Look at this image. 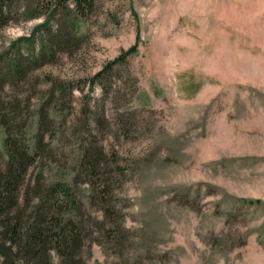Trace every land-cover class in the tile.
I'll return each mask as SVG.
<instances>
[{
	"label": "rangeland",
	"instance_id": "374dc122",
	"mask_svg": "<svg viewBox=\"0 0 264 264\" xmlns=\"http://www.w3.org/2000/svg\"><path fill=\"white\" fill-rule=\"evenodd\" d=\"M45 15L2 27L0 51ZM79 33L34 71L31 133L50 86L42 78L74 83L71 101L49 104L44 140L57 160L46 175L101 220L74 169L91 144L112 175L122 171L113 191L123 242L93 232L87 264H264V0H96Z\"/></svg>",
	"mask_w": 264,
	"mask_h": 264
},
{
	"label": "trees",
	"instance_id": "16d2710c",
	"mask_svg": "<svg viewBox=\"0 0 264 264\" xmlns=\"http://www.w3.org/2000/svg\"><path fill=\"white\" fill-rule=\"evenodd\" d=\"M17 1L0 0V29L19 18L46 15L30 35L17 37L0 51V264H87L85 248L99 241L93 232L107 242H123L122 213L113 191L122 171L109 172L101 149L90 144L82 151L73 182L88 184L102 219L85 216L73 187L45 173L47 164L57 160L44 140L51 127L49 104L54 97L71 101L74 83L51 75L42 78L50 86L38 107L34 133L31 104L41 82L34 71L80 42V22L95 10L96 0H27L23 11ZM133 50L107 62L88 79L89 88L101 84V77Z\"/></svg>",
	"mask_w": 264,
	"mask_h": 264
}]
</instances>
